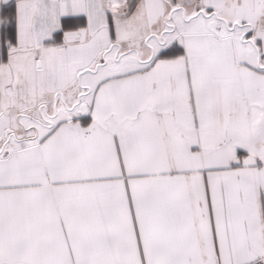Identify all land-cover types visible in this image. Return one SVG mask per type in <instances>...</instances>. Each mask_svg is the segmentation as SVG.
<instances>
[{"label": "snow or ice", "instance_id": "1", "mask_svg": "<svg viewBox=\"0 0 264 264\" xmlns=\"http://www.w3.org/2000/svg\"><path fill=\"white\" fill-rule=\"evenodd\" d=\"M0 264H264V0H0Z\"/></svg>", "mask_w": 264, "mask_h": 264}]
</instances>
